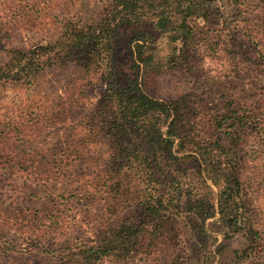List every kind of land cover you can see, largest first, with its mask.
Returning a JSON list of instances; mask_svg holds the SVG:
<instances>
[{
	"label": "trees",
	"instance_id": "trees-1",
	"mask_svg": "<svg viewBox=\"0 0 264 264\" xmlns=\"http://www.w3.org/2000/svg\"><path fill=\"white\" fill-rule=\"evenodd\" d=\"M226 7L225 0H109L105 19L66 22L46 43L10 51L9 61L0 68V87L26 89L32 95L28 108L33 111L25 126L55 123L38 116L35 97L41 93V81L51 72L78 69L63 106L69 113L64 123L73 128L63 136L72 138L80 128V146L102 136L109 153L80 188L74 181L78 161L40 159L41 153L58 150L60 141L20 161L23 170L28 163L25 170L34 169L46 185L52 176H60L62 197L82 199L91 221L97 218L92 221L94 235L87 242L52 245L48 240L59 239H48L47 232L36 228L35 245L3 243L1 259L23 255L57 264H99L106 259L130 263L161 253L163 264H190L182 247L183 237L190 234L204 252L202 263L211 264L209 220H215L210 227L218 226L224 239H245L246 248L235 253V264L259 255L264 232L244 179L249 158L245 143L253 136L264 139V101L259 97L258 103L247 106L246 94L235 97L227 82L207 77L198 66L204 46L214 57L221 51L231 61L262 52L259 45H249L254 41L247 28L248 41L242 40L244 27L232 33ZM150 29L174 32V42H180L167 65L157 60ZM165 69L190 75L192 87L159 97L151 83ZM241 72H230L228 78H239ZM247 74L248 67L243 70ZM93 80L102 88L99 100L76 128L79 119L74 115L84 108V99L95 96ZM16 134L13 130L9 137L13 140ZM5 151L0 144V157ZM99 206L101 218L95 215Z\"/></svg>",
	"mask_w": 264,
	"mask_h": 264
},
{
	"label": "rangeland",
	"instance_id": "rangeland-1",
	"mask_svg": "<svg viewBox=\"0 0 264 264\" xmlns=\"http://www.w3.org/2000/svg\"><path fill=\"white\" fill-rule=\"evenodd\" d=\"M108 1L0 0V68L9 61L10 51L30 50L46 43L61 31L66 22L88 24L96 19L98 22L105 19L111 9H105ZM225 5L228 13L226 18L232 33L244 27L242 40L248 41L249 37L245 30L247 28L252 33L251 37L254 41L249 45H259L258 48L262 49V52L249 56L246 60L231 61L221 51L214 57L204 46L199 51L198 66L207 77L227 82L235 97L246 94L248 96L246 105L253 106L259 102V97L264 101V0H225ZM149 31L153 32L155 37L151 44L156 48L157 60L167 65L175 48L180 46V42H174L176 37L174 32L153 29ZM122 36L126 37L125 32ZM219 47L221 48V45ZM126 60L127 58L123 56L122 61ZM247 67L250 68V76L243 75V70ZM237 71H242L239 78L233 80L228 78L230 72ZM79 74L78 69L68 67L63 73L60 71L48 73L41 81V93L35 97L38 116H48L55 125L48 121L37 127L35 124L25 126L33 111L28 108L32 95L30 96L26 89L0 87V144L6 148L0 157V247L3 243H12L11 241L19 246L35 245L32 233L36 228H40L44 233L47 232L48 239H59L48 240L52 245L87 242L94 235L92 221L95 217L91 221L82 199L62 197L60 176H52L53 181L50 185H46L40 181L34 169L25 170L28 163H25L24 170L19 164L20 161H27L35 156L34 150L47 151L53 143L60 141L58 150L52 154L41 153L40 159L50 163L53 160L61 162L64 158L78 161L74 180L78 188L97 173L96 165H99L102 158L105 159L109 153L107 141L102 140V136H98L94 145L83 143L82 145L86 146L83 148L79 144L83 142V132L80 128L74 129L72 138L63 136L69 134L67 129L73 128L69 123H64L66 115L67 118L69 117V113L65 112L66 107H63L68 98L65 91L69 82L77 79ZM189 76L165 69L154 77L151 87L159 97L176 96L192 87L193 78ZM93 81V89L96 91L92 95L95 96H92L88 102L84 99V108L74 115L79 119L76 128L80 123H85L83 121L85 117L91 116V111L99 100L102 88L99 82ZM234 101L240 102L236 99ZM13 130L18 134L12 140L9 135ZM24 136L28 138L23 139ZM37 143L39 146L36 148ZM245 144L249 158L245 165L244 179L253 198L254 209L259 215L257 221L262 223L264 232V139H256L253 136ZM89 163H93V166L90 167ZM193 172L195 173L194 170ZM30 175L32 177H29ZM38 176L44 177L45 174ZM100 213L103 212L99 206L95 215L101 218ZM214 221L209 220L206 226L212 237L208 242V248H211L214 254L210 263L235 264V253L237 251L241 253L246 248L245 239L241 235L224 239L218 232V226L213 229L210 227ZM195 242V238L189 234L183 237L182 247L188 252L190 264H203L204 252L200 251L198 246L195 247ZM219 245H222V248L217 252ZM162 257L161 253H156L147 261L143 258L136 262L121 263L106 259L99 264H163ZM243 261L245 262L240 264H264V246L259 255ZM0 264L57 263L32 261L23 255H14L11 259L0 258Z\"/></svg>",
	"mask_w": 264,
	"mask_h": 264
}]
</instances>
